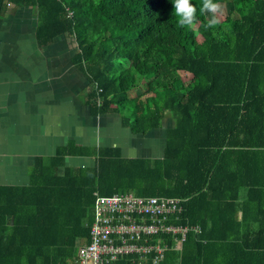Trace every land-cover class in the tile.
<instances>
[{
	"label": "trees",
	"instance_id": "obj_1",
	"mask_svg": "<svg viewBox=\"0 0 264 264\" xmlns=\"http://www.w3.org/2000/svg\"><path fill=\"white\" fill-rule=\"evenodd\" d=\"M215 2L232 15L210 28L202 0H191L187 28L172 0H0V17L11 4L34 8L41 47L63 35L77 43L90 115L117 113L140 135L174 119L161 157L70 140L37 156L26 184L0 182V264H69L89 240L94 193L115 191L188 199L184 222L201 230L163 264L264 256V0Z\"/></svg>",
	"mask_w": 264,
	"mask_h": 264
},
{
	"label": "crops",
	"instance_id": "obj_2",
	"mask_svg": "<svg viewBox=\"0 0 264 264\" xmlns=\"http://www.w3.org/2000/svg\"><path fill=\"white\" fill-rule=\"evenodd\" d=\"M37 24L38 16L31 6L11 4L0 17L2 184H26L35 158L54 155L58 146L70 140L84 146H119L122 153L135 146L128 132H104V125L113 123L109 116L114 113L90 115L86 102L89 81L72 62L77 43L63 35L41 47ZM108 62L100 60V65ZM85 69L89 74L86 65ZM126 138L132 141L130 145ZM85 158L68 156L66 164L73 160V164L77 161L83 166ZM94 163L93 157L90 165ZM207 264H264V256H210Z\"/></svg>",
	"mask_w": 264,
	"mask_h": 264
},
{
	"label": "built area",
	"instance_id": "obj_3",
	"mask_svg": "<svg viewBox=\"0 0 264 264\" xmlns=\"http://www.w3.org/2000/svg\"><path fill=\"white\" fill-rule=\"evenodd\" d=\"M94 194L89 240L69 264H163L168 251H182L190 231L201 230L184 222L187 198L133 191Z\"/></svg>",
	"mask_w": 264,
	"mask_h": 264
},
{
	"label": "rangeland",
	"instance_id": "obj_4",
	"mask_svg": "<svg viewBox=\"0 0 264 264\" xmlns=\"http://www.w3.org/2000/svg\"><path fill=\"white\" fill-rule=\"evenodd\" d=\"M220 5H221V9L216 14L218 20H223L225 18L224 16L226 15H229V14L232 15L231 13L232 5L231 4L224 3ZM211 16H212L211 13H207V17L209 19H211ZM195 26H197V24ZM73 43L75 46V42ZM114 105H117V104H114ZM109 117H110L109 121L110 122L112 121L113 123L110 124V126L108 124L104 125L105 127L104 132L106 131L110 133L111 135H115L119 133L120 131L128 132L130 134L129 136H131L132 141H134V144H133L135 145L134 148L131 151L127 150L126 153L125 152L122 153L124 157L154 158V157L162 156L164 152V148H165V143H166L167 130L174 125V119L169 114H166V116L161 121V125L158 128L149 131L146 135L134 134L133 136H132L133 133H131L130 129L122 130V126L120 125V122H119L120 118L117 113H114L110 115ZM132 141L128 142L127 140L128 143L126 144H129ZM92 159L93 157H86L84 159V162H82L84 163L83 165H90L92 163ZM73 163L74 161L72 160L70 163L71 165H79L77 164V161L75 164Z\"/></svg>",
	"mask_w": 264,
	"mask_h": 264
},
{
	"label": "clouds",
	"instance_id": "obj_5",
	"mask_svg": "<svg viewBox=\"0 0 264 264\" xmlns=\"http://www.w3.org/2000/svg\"><path fill=\"white\" fill-rule=\"evenodd\" d=\"M172 2L178 25L180 27H192L196 22V7L191 3V0H172ZM220 9L221 5L215 0H202L201 13L212 14L208 21V27L212 28L219 23L216 14Z\"/></svg>",
	"mask_w": 264,
	"mask_h": 264
}]
</instances>
